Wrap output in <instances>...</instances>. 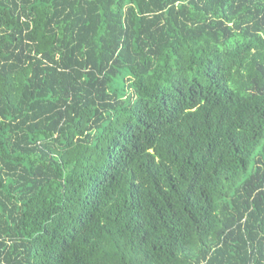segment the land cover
Returning <instances> with one entry per match:
<instances>
[{
  "label": "trees",
  "instance_id": "16d2710c",
  "mask_svg": "<svg viewBox=\"0 0 264 264\" xmlns=\"http://www.w3.org/2000/svg\"><path fill=\"white\" fill-rule=\"evenodd\" d=\"M0 264H264V0H0Z\"/></svg>",
  "mask_w": 264,
  "mask_h": 264
}]
</instances>
